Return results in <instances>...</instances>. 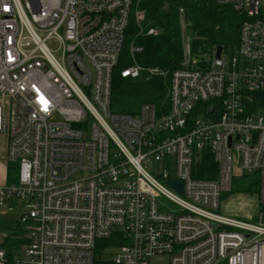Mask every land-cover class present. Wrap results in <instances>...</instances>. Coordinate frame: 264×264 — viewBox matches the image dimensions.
Segmentation results:
<instances>
[{"label":"built area","instance_id":"built-area-1","mask_svg":"<svg viewBox=\"0 0 264 264\" xmlns=\"http://www.w3.org/2000/svg\"><path fill=\"white\" fill-rule=\"evenodd\" d=\"M217 1L242 17L234 49L216 57L217 47L188 44L168 106L122 113L116 71L168 75L138 61L136 38L161 31L141 25L135 0H0V135L16 164L0 207L20 202L29 227L23 254L8 261L0 249L1 261L264 264V0ZM132 18L138 32L119 68ZM205 155L215 178L196 175ZM235 167L257 176L252 219L220 211Z\"/></svg>","mask_w":264,"mask_h":264},{"label":"trees","instance_id":"trees-1","mask_svg":"<svg viewBox=\"0 0 264 264\" xmlns=\"http://www.w3.org/2000/svg\"><path fill=\"white\" fill-rule=\"evenodd\" d=\"M136 10L142 13L141 25L145 28L157 27L159 35H139L136 38L142 45L143 51L138 54V61L144 66L159 67L168 72V75L155 76L143 73L134 79H125L116 71L113 80L112 108L122 113H135L137 105L145 101L154 102L158 109L166 108L164 102L168 92L170 73L181 66L182 62V34L181 20L185 21L191 38V45L196 53L210 52L217 46H236L239 40L241 15L230 5L221 4L217 0H135ZM184 13L180 14V9ZM135 18L130 20L126 33V45L123 51L119 68L129 64L128 44L138 32ZM201 46V48H199ZM128 98L124 107L116 105L120 98ZM132 102H135L134 106ZM164 102V103H163ZM146 103V102H145ZM127 105V106H126ZM139 105V106H140ZM8 164V183L16 179V164ZM218 164L212 155H205L197 165L198 177L215 178L218 175ZM253 176V175H252ZM249 188L257 190V182L250 178ZM11 237V236H10ZM9 238V237H8ZM7 238V239H8ZM113 238V237H112ZM100 240L97 243V252L114 242ZM12 245L8 243L6 256L12 260ZM8 261L5 264H8ZM95 264H112L110 259H99Z\"/></svg>","mask_w":264,"mask_h":264},{"label":"rangeland","instance_id":"rangeland-1","mask_svg":"<svg viewBox=\"0 0 264 264\" xmlns=\"http://www.w3.org/2000/svg\"><path fill=\"white\" fill-rule=\"evenodd\" d=\"M180 14H183V13L180 12ZM181 27L183 29V34L181 36V38H182V61H183V48H187L188 44H191V38H190V35L188 33L187 24L183 20H181ZM199 48H201V46ZM226 48L234 49V46H227ZM192 50H193V48H192ZM193 52L195 54H199V52L196 53L194 50H193ZM181 65H182V62H181ZM148 67H152V66H148ZM168 86H169L168 92L166 93L167 95L165 96V99H163L165 103H166V101L168 102V100H169L170 78H169V85ZM128 100H130V99L125 98V97L120 98L119 101H117V103H115V104L117 106L121 104V106L124 107L125 103ZM145 102L151 103L152 105L156 104V103L153 104L154 102H149V101H145ZM145 102H143V104H145ZM132 104L134 106L136 105L135 102H132ZM139 105H140V103L137 105V108H136L137 110L140 109V107L142 106V105H140V106ZM6 107L8 109V105ZM5 146H6V138L4 136L0 135V153L1 154H4ZM84 175H85V173H79L76 176L81 177ZM252 177H254L256 179V182H257V176L256 175L248 176L245 173H243L242 170H240V168H238V167L234 168L232 191L231 192H225L222 196V199H221L220 211L223 214L235 216V217H240V218H244V219H252V217L256 213V208H257V196H256L257 190L255 191L254 189L249 188V185H248L250 183V178H252ZM16 203H17V205H15V207L13 209H8L9 210L8 213H9L10 218H12V217L16 218L22 212V210H21L22 207L19 206L20 204L18 202H16ZM8 207H9V205L5 204V206H3L2 208L7 209ZM20 210H21V212H20ZM103 258L104 259L108 258V255L104 254ZM163 264H167L166 260L164 261Z\"/></svg>","mask_w":264,"mask_h":264},{"label":"crops","instance_id":"crops-1","mask_svg":"<svg viewBox=\"0 0 264 264\" xmlns=\"http://www.w3.org/2000/svg\"><path fill=\"white\" fill-rule=\"evenodd\" d=\"M6 148H7V141L4 149V154L0 153V186L5 185L8 181V174H7L8 164L6 159ZM16 202L18 201H14L12 204L7 203L9 205L7 209H3L2 208L3 206L0 207V249H4L7 253V248H10L8 246V243L13 242L14 244L12 245V254L14 255L13 257L15 256L19 257L23 254L28 244V235H29V227L28 226L24 227L23 225H20V223L18 222V218L20 214L16 218L9 217L8 209H13L15 205H17ZM18 203L20 204V202ZM19 206H21V204ZM0 264H5V263L0 260Z\"/></svg>","mask_w":264,"mask_h":264},{"label":"water","instance_id":"water-1","mask_svg":"<svg viewBox=\"0 0 264 264\" xmlns=\"http://www.w3.org/2000/svg\"><path fill=\"white\" fill-rule=\"evenodd\" d=\"M222 49H223V46H221V45L217 46L216 57H220ZM166 183L168 186L175 189L177 192H179L181 194L183 193V182L168 180Z\"/></svg>","mask_w":264,"mask_h":264}]
</instances>
